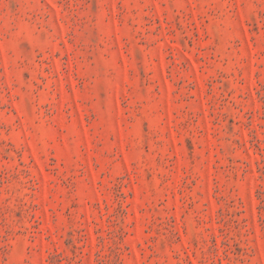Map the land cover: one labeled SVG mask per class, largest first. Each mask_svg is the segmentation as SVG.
Masks as SVG:
<instances>
[{"label":"rangeland","instance_id":"374dc122","mask_svg":"<svg viewBox=\"0 0 264 264\" xmlns=\"http://www.w3.org/2000/svg\"><path fill=\"white\" fill-rule=\"evenodd\" d=\"M0 264H264V0H0Z\"/></svg>","mask_w":264,"mask_h":264}]
</instances>
